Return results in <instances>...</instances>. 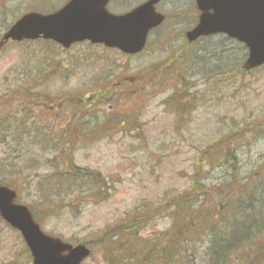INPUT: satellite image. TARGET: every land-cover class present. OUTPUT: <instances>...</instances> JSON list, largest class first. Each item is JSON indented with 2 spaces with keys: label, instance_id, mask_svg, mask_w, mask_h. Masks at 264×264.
<instances>
[{
  "label": "rangeland",
  "instance_id": "374dc122",
  "mask_svg": "<svg viewBox=\"0 0 264 264\" xmlns=\"http://www.w3.org/2000/svg\"><path fill=\"white\" fill-rule=\"evenodd\" d=\"M67 1L0 0V38L23 14L52 13ZM143 2L114 0L111 8L118 15ZM165 2L158 11L165 22L149 36L145 52L136 57L86 44L67 53L57 49L51 67L55 78L39 83L32 79L39 70L26 55L32 49L46 51L43 45L9 42L0 49V114L6 120L8 114L16 112V123L26 124L36 140L45 141L41 149L38 142L11 133L10 139L0 143V181L17 191L16 204L30 209L44 234L72 246L86 245L92 256L83 264L98 263L95 253L105 229L126 223L143 208L149 211L142 219L149 222L144 234L171 229L166 200L190 192L196 171L201 173L198 184L205 190L193 193L194 197L207 203L215 201L221 186L231 189L232 194L244 177L264 170V67L237 75L244 51L238 44L227 45L216 38L190 48L192 61L186 53L191 65L187 75L195 85L179 84L178 75L183 73L170 58L184 48L181 37L196 18L191 14V0ZM208 53L214 60L198 67L196 57ZM226 67L233 70L210 74ZM198 68L211 77L203 79ZM189 90L196 96L188 106L191 114L182 119L180 105ZM64 114L69 122L59 131L57 123L63 124L60 117ZM125 117L129 123L121 126ZM0 123L7 128L13 121ZM65 141L74 144L65 154L76 167L107 179L105 197H98L91 186L43 185L39 191L41 177L60 169L66 160L65 155L45 147ZM31 142L37 145L30 146ZM213 142L221 149L237 147L235 173L228 172L227 166L209 170L206 162L200 163L204 148ZM228 175L232 178L225 180ZM25 250L19 234L0 221V264H29Z\"/></svg>",
  "mask_w": 264,
  "mask_h": 264
},
{
  "label": "trees",
  "instance_id": "16d2710c",
  "mask_svg": "<svg viewBox=\"0 0 264 264\" xmlns=\"http://www.w3.org/2000/svg\"><path fill=\"white\" fill-rule=\"evenodd\" d=\"M210 40L213 39L210 38ZM220 40L227 42L224 38ZM44 47L46 48V51L43 50L44 52L32 49L29 55H26V59L28 58L32 65L39 70L32 78L33 81L38 80L39 83L42 79L45 81L55 78L51 67H54L53 53L56 51V46L44 44ZM189 51V46L186 45L185 49L178 55H173V58H170L177 63L176 67L179 66L178 71L183 73L182 76L178 75L179 79L177 80L182 84L188 81L184 79V76L189 73L191 68V65L187 64L186 57V53L189 54ZM198 53L200 54L201 51ZM189 57L191 62L190 54ZM202 57L199 55L196 57L198 67L207 66L214 60V57L209 53ZM26 65L31 64L26 63ZM161 68L160 66L157 70ZM207 68L210 69L211 67ZM198 70L200 72L197 71V74L207 79L211 77V73H214L213 75L224 72L230 73L233 69H229V67L220 68V70L210 72L207 75L202 72V69L198 68ZM170 71L175 72L173 69ZM244 74L238 65L237 75L243 76ZM214 81L215 79L212 78V82ZM149 82L150 80H148ZM190 104V102L185 101L184 105H180L179 113H183V116L190 115L191 113L188 114L191 110L188 108ZM17 117V113L12 111L6 120H12L13 124L6 128L0 123V143L10 139L11 133H14V136H18L20 139L28 138V141L38 142L39 148L44 149L45 141L36 140L34 132L30 131L26 124H17L15 120ZM65 117V114L62 118L60 117L63 124L57 123L60 125L56 127L57 130L63 131L65 125L68 124L69 119L64 120ZM4 119L3 114H0V120L6 121ZM128 123L127 117H125L120 124L123 126ZM228 142L231 143L232 141ZM33 144L37 145V143L31 142L30 146ZM214 144L213 142L204 148L202 154L204 160H201L200 163L203 165L206 162L208 164L206 169L209 170L227 166L228 172L235 173L234 165L237 163L238 166L237 147L225 146L221 149L222 146L216 145L214 147ZM68 147L74 149V144L65 141L58 144L51 143L45 147L65 155L66 160L61 166H58L60 169L56 167L53 172H48V177H41L40 185H38L39 191L43 190V185H48V187L57 185L63 188L67 186L71 189L84 186L90 189L91 186L94 192H98V197H105L108 192L107 179L99 173L76 167L72 157L65 154ZM215 153L217 155L213 158ZM53 159H57V156H54ZM214 160H221L222 162L215 165L210 164ZM62 167L67 169L62 170ZM255 172L256 175L253 177L248 175L240 183H237L238 187L233 190L232 194L229 193L231 189L221 186L219 188L221 193L216 194L215 201L205 203L197 201L193 194L205 190L203 186L198 184L201 173L196 171V178L194 177L192 180L190 192L185 193V195L178 194V196L166 200V217L171 222V229L153 235L144 234L143 228L149 222L146 223L142 219L149 211L143 208L135 212L134 218L126 219V223L113 225L103 231L102 238L98 241V251L95 253V259H99L97 264H264V170ZM65 174L66 176H64ZM231 175L224 176V179H231ZM53 177L56 178L50 180ZM0 185L16 191L6 182L0 181ZM69 200L66 204L69 203ZM72 203L73 200L70 201V204ZM31 214L34 217L32 212ZM25 251L28 255V251ZM91 256L92 254L89 258ZM28 263L31 264L30 257Z\"/></svg>",
  "mask_w": 264,
  "mask_h": 264
},
{
  "label": "water",
  "instance_id": "95a60500",
  "mask_svg": "<svg viewBox=\"0 0 264 264\" xmlns=\"http://www.w3.org/2000/svg\"><path fill=\"white\" fill-rule=\"evenodd\" d=\"M109 0H72L59 13L24 15L3 36L2 41L52 40L63 47L90 41L116 48L123 54L142 51L148 32L163 17L154 11L160 0H149L131 13L114 17L105 11ZM201 13L198 24L187 33L189 42L222 33L247 48L246 71L264 64V0H196ZM14 191L0 186V219L16 230L31 257V264H81L90 252L43 234L28 209L14 203Z\"/></svg>",
  "mask_w": 264,
  "mask_h": 264
},
{
  "label": "flooded vegetation",
  "instance_id": "af4514ba",
  "mask_svg": "<svg viewBox=\"0 0 264 264\" xmlns=\"http://www.w3.org/2000/svg\"><path fill=\"white\" fill-rule=\"evenodd\" d=\"M146 1H148V0H144V2H146ZM166 0H160L159 1V3L155 6V11L157 12V13H159L158 11H159V8H162L163 7V4H164V2H165ZM192 1V12H191V14H193L195 17H194V19L196 20H194L195 21V24H194V26L192 27V28H194L195 26H196V24H197V22H198V18H199V15H200V13L198 12V10H197V8H196V3H195V0H191ZM112 3H113V1H111L108 5H107V11L108 12H110V13H113V14H115V12L112 10V8H111V5H112ZM166 3V2H165ZM48 14H51V13H48ZM159 14H161V13H159ZM162 15V14H161ZM163 17H164V22H165V16L164 15H162ZM192 28L190 29V30H192ZM190 30H188V31H186L185 33H184V35L181 37V42H183V45H184V48H185V46L188 44L189 45V50H190V48L195 44V43H187L186 42V40H185V34L187 33V32H189ZM183 48V49H184ZM68 50L69 49H67V50H62L61 49V51H63L64 53H67L68 52ZM184 79H185V77H184ZM204 79V78H203ZM189 81H191V77H189ZM189 84L190 85H195V84H192L191 82H189ZM185 94V100L187 101V102H192L193 100H192V97L193 96H196V93H195V91H191V90H189V92H185L184 93Z\"/></svg>",
  "mask_w": 264,
  "mask_h": 264
}]
</instances>
